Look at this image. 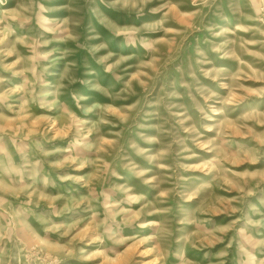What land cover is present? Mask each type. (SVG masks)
Masks as SVG:
<instances>
[{
  "label": "rangeland",
  "instance_id": "rangeland-1",
  "mask_svg": "<svg viewBox=\"0 0 264 264\" xmlns=\"http://www.w3.org/2000/svg\"><path fill=\"white\" fill-rule=\"evenodd\" d=\"M0 264H264V0H0Z\"/></svg>",
  "mask_w": 264,
  "mask_h": 264
}]
</instances>
